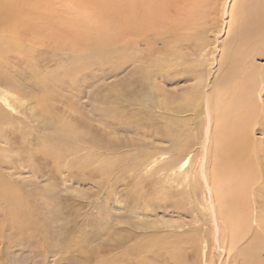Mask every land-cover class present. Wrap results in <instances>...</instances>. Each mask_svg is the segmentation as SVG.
Wrapping results in <instances>:
<instances>
[{"label": "rangeland", "instance_id": "rangeland-1", "mask_svg": "<svg viewBox=\"0 0 264 264\" xmlns=\"http://www.w3.org/2000/svg\"><path fill=\"white\" fill-rule=\"evenodd\" d=\"M14 2L17 34L0 35L17 45L0 73V264H249L254 238L231 245L225 207L216 230L202 168L228 198L242 83L264 100L248 90L264 81V0ZM129 6L148 20L138 31ZM247 207L264 236V204Z\"/></svg>", "mask_w": 264, "mask_h": 264}, {"label": "bare ground", "instance_id": "bare-ground-1", "mask_svg": "<svg viewBox=\"0 0 264 264\" xmlns=\"http://www.w3.org/2000/svg\"><path fill=\"white\" fill-rule=\"evenodd\" d=\"M132 2H134V0H130V5ZM12 8H14V9L18 8V5L15 4L14 0H0V35H1V32L3 31L2 30L3 28L7 29V33H12L13 35L17 34L16 23H17V21H18L17 19L19 17L16 18L15 15H18V14H15L16 10L12 11L11 10ZM262 8L264 10V2H263ZM130 9L131 10H129V13H130V23L132 26V31L133 30L136 31L137 30L136 26L138 23V16H142L143 12L142 13L139 12L137 10V7L135 8L133 6H131ZM263 12H262V14L259 12L258 13L260 14V16H262ZM153 15L154 14L152 13V16ZM145 17H148V16H145ZM141 21H142L141 22L142 26H145V24L148 23V20H146V19L143 20V16H142ZM84 25H86V24L84 23ZM71 26H72V24H71ZM73 26L76 27L79 25L73 24ZM89 29L93 30V28L90 26H89ZM251 31H252L251 32L252 36L256 37L258 34L257 29L255 28V29H252ZM11 47H17V45L10 43L8 40L0 38V73H1V70L3 67L5 50L9 49ZM242 85H243V83H242ZM242 85H241V91H240V94L238 97L239 100H237V102L235 100L236 103L234 106V108L239 113L238 118L241 122H240V124H236V122L233 125L231 124L232 130L229 127V130H230V132L228 131L229 137L227 136L228 137L227 144L229 145V147L227 148L228 151L226 153L227 158L225 160V163L223 164V167L221 166V171H223V172H224V170L227 171L226 175L228 178L231 177V178L236 179L237 186L236 187L235 186L234 187L228 186L227 190L231 191L230 194L228 195L230 198L229 197L228 198H223V197L220 198V197L216 196L217 193L214 189L215 188L214 186L216 184L218 185V183H219L218 177L213 176L212 180H209L210 178L208 179L206 171L204 170V168H202V177H203L204 181L207 183V187H208V190L210 192V196H211L210 200L212 201L211 202V209H212L211 210V217L213 220V224H215L216 230H218V228H219V217H218V215L222 214L223 207H225V209L228 210L227 211V214H228L227 217H228V222H229L228 227L231 230V235L234 238L236 236L239 239L238 241L234 239L235 240L234 242L232 239L231 245L234 246L235 242L237 243V242L243 240L244 238H246V236H250V237L253 236L254 240L248 246V252L252 253V259H250V255H247V258H249L247 260H248L249 264H258L257 262L261 259L259 256H255L253 254V248L257 247L254 245L255 243H256V245L258 244V242L260 244L264 243V236L259 234L260 232H257V229H254V233H250L251 227L249 226V224H247L249 217H248L247 213L244 215V210H245V208L246 209L248 208L247 207L248 205L251 206L252 203L255 201L254 211L259 213L256 210L258 208V205L264 204L263 188L261 187V185H257V183H258L257 180L260 178V176L258 175L259 170H263L264 167L260 169V167H259L260 163H259L256 172L252 171L251 168H253V167H251V166H253L252 164H254L253 160H251L247 156L244 157L243 154L245 152L249 153L250 150H252V151L254 150V153L256 151L258 153L259 152L264 153V150H263L264 139L263 140H261V139L256 140L255 138H253V136L255 135V126H260V128L262 130V134L264 135V100L261 102L260 100L257 101V99H255L253 97L248 98L246 96V93L244 91H242V88L245 89L244 85L243 86ZM250 87H251V89L248 87V90L254 92V95H255V93H257L258 95H261L264 98V81L263 82L259 81V83H257V84H250ZM261 87H263V88H261ZM260 91H263V92H260ZM258 92H260V93H258ZM261 93H263V95ZM252 98L255 99L254 102L251 101ZM248 101H250V102H248ZM191 104H193V102ZM189 105H188V107H189ZM189 108H191V107H189ZM230 108L228 110H231ZM204 109H205V113H206L207 119H208L207 123H209L207 128H206V131H205L207 136H206L204 146H206V143H207L208 138H209V130H210L211 123H212L211 113L209 110V99L208 98L205 101ZM228 110H225V111H228ZM257 113H259L258 115H260V114L262 115V116H260L261 119L257 118L258 117ZM225 122H226V120H225ZM254 158L258 160L259 156L256 155ZM242 159L245 160V162H246L245 165H242L243 164ZM238 165H239V167H238ZM261 180L264 181V176L261 178ZM254 184H256V185L253 186ZM251 185H252V187L249 188ZM220 211H221V213H220ZM253 217L255 218V221L257 223V227L260 228L264 232V218H263V216L256 214V216H253ZM243 220L246 221V224L243 223ZM252 243H253V245H252ZM257 250H259L258 247H257Z\"/></svg>", "mask_w": 264, "mask_h": 264}]
</instances>
